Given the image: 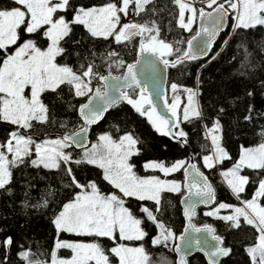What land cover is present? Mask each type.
<instances>
[{
	"label": "snow or ice",
	"instance_id": "1",
	"mask_svg": "<svg viewBox=\"0 0 264 264\" xmlns=\"http://www.w3.org/2000/svg\"><path fill=\"white\" fill-rule=\"evenodd\" d=\"M172 2L177 8L178 27L191 33L189 38L174 42L161 38V29L154 20H135L136 16L154 11L148 7L154 0H104L88 7L76 4L75 0H10L9 6H0V122L15 126L0 142V190L10 191L12 169L21 165L62 170L67 179L64 187L70 190L67 202L52 218L56 238L47 264H150L142 243L136 246L123 243L142 242L146 238L156 247L167 249L171 245V250L179 254V264H188L187 256L193 253H202L206 264H222L224 258L233 254V248L226 246L225 238L212 225L197 227L192 223L199 205H215L204 214L223 221L232 230L254 229L256 238L244 251L249 264H264V143L242 147L238 161L220 171L223 183L238 204L217 202L216 189L202 171V168L217 169L225 160L232 159L222 145L223 129L218 119L210 127L205 125L204 138L210 141V154L200 156L202 164L194 162L200 155L196 153L170 165L158 161L143 165L146 171H159L165 176L182 171L184 182L138 176L132 158L141 154L140 140L131 131L117 138L110 133L101 134L95 144L86 147L92 126L121 103L146 118L160 136L168 137L180 147H189V133L183 125L203 119L200 93L172 83L169 102L166 92L161 91L164 72L209 56L230 17L234 16L237 29L264 27V0ZM197 23L198 30L194 31ZM74 26H83L89 41L103 40L109 45H127L139 38L138 58L128 63L115 48L97 57L95 51L87 49L83 38H73ZM65 44L85 48L88 54L74 50L70 54L77 57L75 65L58 63V58L68 51ZM218 55L219 52L211 55L209 62ZM114 68L123 71L114 75ZM181 92L186 93L182 110ZM45 93L55 94L59 99H63V94L80 98L78 106H70L78 112L82 123L56 139L37 142L33 139L36 126L50 123ZM251 119V115L245 116V120ZM59 126L68 128L67 123ZM202 147L209 150V145ZM75 148L84 149L78 158L73 155ZM81 165L102 170L103 181L116 191L104 193L95 181L82 183L75 174V168ZM244 169L252 170L258 178L252 180L249 175H242ZM250 185L254 189L249 198L243 194ZM166 192L182 195L186 192L182 203L188 227L181 235L157 215ZM129 198L151 201L152 205H142L139 211L143 216L138 218L128 206ZM44 205L47 206V201ZM145 221L151 222L158 233L149 236ZM62 233L94 239L88 243L73 242L60 239ZM103 240L112 241L113 246L105 249ZM13 244L10 236L0 241V249L5 253L0 264H6ZM61 249L70 250L71 256L60 258ZM18 255L26 264H33L27 250ZM160 264H168L167 259L163 258Z\"/></svg>",
	"mask_w": 264,
	"mask_h": 264
},
{
	"label": "trees",
	"instance_id": "2",
	"mask_svg": "<svg viewBox=\"0 0 264 264\" xmlns=\"http://www.w3.org/2000/svg\"><path fill=\"white\" fill-rule=\"evenodd\" d=\"M104 0H75L76 4L86 7L102 4ZM10 0H0V6L7 7ZM154 11L141 16H136L137 22L144 20L155 21L161 29V38L168 42L179 39H187L191 33L180 29L175 18L177 8L172 0H154L148 6ZM127 20L128 18H122ZM235 18L230 17L229 26L220 33L211 53L206 58L189 61L179 65L177 68H168L167 96L169 102L173 95L171 84L177 83L184 88L198 90V97L203 119L185 124L183 127L189 133L190 146L183 148L178 146L168 137L160 136L146 121V118L138 116L126 103H121L113 107L100 124L92 129L91 139L94 140L97 133L105 131L117 138L127 131H131L140 140L141 154L134 156L135 171L140 175L150 174V170L144 169L147 161H160L170 165L180 159H185L199 153L196 157L198 165L202 164L200 156L210 154V141L204 138L205 125L209 127L215 120H219L223 129L222 145L231 160H225L223 165L217 169L202 170L209 176L216 189L217 202L238 204L231 195L226 185L222 181L219 171L230 168L238 161L242 147L253 146L264 142V27L258 26L255 29H237L234 26ZM197 30V24L193 26ZM74 39L83 38V43L87 49L96 52L97 57L110 48L119 51L120 56L128 63L136 59L138 52V41L136 38L127 45H109L107 41H89L85 36L83 26H74ZM227 40V44L224 41ZM68 50L64 57L58 58V63L75 65L77 57L75 51L87 55V49L78 48L72 44L64 45ZM219 52L215 60L209 62V58L214 53ZM100 63V60H97ZM203 65V67H201ZM107 74V69H102ZM123 70L113 69L114 75H120ZM95 85V81L93 82ZM249 92L252 93L249 96ZM181 96V110L186 103V93H179ZM47 97L44 102L49 106L50 123L37 125L38 130L34 131L33 139L39 142L46 137H60L66 131H72L82 123L79 114L70 105L78 106L80 98H72L63 94V99H59L55 94L45 93ZM251 108V112L249 109ZM223 109V112H220ZM246 115H251V120H245ZM35 123V122H34ZM61 123H67L68 128H61ZM15 126L0 122V142L4 141L10 130ZM202 145H209V150H205ZM82 150L74 149L73 155L77 158L82 154ZM34 158V157H33ZM12 182L9 185L10 191L0 190V241L5 237H11L13 246L7 253L6 264H26L18 255V252L27 250L33 260L44 261L45 264L50 259L53 251V243L56 233L52 224L54 213L57 212L63 203L67 202L69 189L64 187L67 179L62 170H49L44 168H34L30 165H21L12 169ZM243 174L249 175L252 180L258 177L253 175L252 170L244 169ZM75 174L82 183L95 181L101 191L108 193L116 191L102 179V170L91 166L81 165L75 168ZM168 178H173L183 182L184 176L181 172L171 174ZM254 185H250L246 197H251ZM161 202V212L157 213L159 219L165 223L177 235L183 231L185 219L181 205L182 194L164 193ZM47 201V206L44 202ZM142 205L151 206V201H136L129 198L128 206L133 213L142 217L139 211ZM215 207V205L213 206ZM210 208L200 207L194 217L197 226L211 224L217 229V234L225 238L226 246L233 248V254L228 257L223 264H249V258L245 254V247L252 244L256 238L255 230L250 227L232 230L223 221L214 217L206 216L204 213ZM146 231L149 236L158 233V229L148 221H145ZM62 237H75L71 234H60ZM87 239H94L86 237ZM105 249L113 246L112 241H102ZM133 244L136 242H132ZM142 243L149 251L150 264H160L163 258L168 264H176L175 253L169 248L156 247L150 244L146 238ZM69 253V250L59 251ZM4 250L0 249V261L4 259ZM189 264H206L204 257L197 253L189 258Z\"/></svg>",
	"mask_w": 264,
	"mask_h": 264
},
{
	"label": "rangeland",
	"instance_id": "3",
	"mask_svg": "<svg viewBox=\"0 0 264 264\" xmlns=\"http://www.w3.org/2000/svg\"><path fill=\"white\" fill-rule=\"evenodd\" d=\"M234 26H235V21H234ZM104 133H107V132H105V131H100V132H98L97 133V136H96V138L94 139V140H92L91 141V144H90V146L88 147V148H90L91 147V145L92 144H95L96 142H97V139H98V137H99V135H101V134H104ZM56 138H58V137H46V138H44V139H42V140H46V139H56ZM113 138H115V137H113ZM261 143H264V142H261ZM261 143H258V144H256V145H253V146H248V147H245V148H249V147H256V146H258L259 144H261ZM82 151H84V149H81ZM83 153V152H82ZM9 158H11V157H9ZM158 162H160V161H158ZM231 168V167H230ZM227 169H229V168H227ZM226 170V169H225ZM151 172H150V174H148V175H140V174H137L138 176H140V177H142V178H150V177H152V176H157V177H159L160 179H167V180H176V179H173V178H168L169 176H165L163 173H160L159 171H154V170H150ZM220 171H223V170H220ZM220 171H219V173H220ZM242 175H245V174H243V173H241ZM177 181H179V180H177ZM181 182V181H180ZM211 210V209H210ZM210 210H208V211H210ZM134 214V213H133ZM222 214H225V213H223L222 212ZM135 215V214H134ZM138 217V216H137ZM138 218H140V217H138ZM61 239H64V240H69V241H73V242H84V243H88V242H92L93 240L92 239H87L85 236H81V237H77V236H75V237H62ZM123 243H127V244H129L130 246H136V245H138V244H140L139 242H136V243H132V242H123ZM145 250H146V252L148 253V255L150 256V254H149V251L147 250V248H145ZM60 251V250H59ZM58 256L60 257V258H69L70 256H71V252H70V250H69V253L67 254L66 252H62V254L60 253V252H58ZM113 259H115V258H113Z\"/></svg>",
	"mask_w": 264,
	"mask_h": 264
},
{
	"label": "water",
	"instance_id": "4",
	"mask_svg": "<svg viewBox=\"0 0 264 264\" xmlns=\"http://www.w3.org/2000/svg\"><path fill=\"white\" fill-rule=\"evenodd\" d=\"M230 19V18H229ZM198 26H199V24L197 23V30H198ZM229 26V20H228V22H227V26H226V28ZM225 28V29H226ZM223 32V31H222ZM220 35V34H219ZM219 37V36H218ZM138 53V52H137ZM136 58H138V55H136ZM204 58H206V57H204ZM134 62V61H133ZM162 67V66H161ZM161 85H162V88H161V91H164V92H166V94H167V86H168V69L164 72V74H163V76H162V79H161ZM98 86V85H97ZM157 103L158 104H162V101H157ZM111 110V109H110ZM109 110V111H110ZM108 111V112H109ZM107 112V113H108ZM107 113L105 114V116L107 115ZM105 116H104V118H105ZM104 118L100 121V122H102L103 120H104ZM100 122L98 123V124H100ZM98 124H96V125H98ZM96 125H93L92 126V129H93V127L94 126H96ZM92 129L90 130V132L88 133V135H87V145H86V147H89L90 146V144H91V141H92V139H91V134H92ZM76 149H78V150H81L82 148H76ZM194 162H197L196 160L194 161ZM203 171V170H202ZM206 174V173H205ZM207 175V174H206ZM185 181V177H184V180H183V182ZM211 181V180H210ZM213 184V183H212ZM183 195H186V192L183 194ZM183 195H182V197H181V205H182V210H183V203H182V200H183ZM216 200H217V196H216ZM214 205H212V206H205V205H199L198 207H197V209L198 208H200V207H205V208H210V207H213ZM197 209H196V211H197ZM183 216H184V214H183ZM195 217V216H194ZM184 219H185V225H184V228H183V231L180 233V234H178V235H181V234H183V232H184V229L185 228H187L188 227V221H187V218L184 216ZM193 220H194V218H193ZM192 223L193 224H195L194 223V221H192ZM211 225V224H210ZM197 226V225H196ZM203 225H200V226H197V227H202ZM195 254H197V253H193V254H191V255H189V256H187V261H188V264H189V258L191 257V256H193V255H195ZM199 254H201L203 257H204V255L202 254V253H199ZM175 256H176V264H179V254L178 253H175ZM228 258V257H227ZM227 258H224V260H223V262L227 259ZM204 259H205V261H206V258L204 257ZM223 262H222V264H223Z\"/></svg>",
	"mask_w": 264,
	"mask_h": 264
},
{
	"label": "flooded vegetation",
	"instance_id": "5",
	"mask_svg": "<svg viewBox=\"0 0 264 264\" xmlns=\"http://www.w3.org/2000/svg\"><path fill=\"white\" fill-rule=\"evenodd\" d=\"M194 256V255H193ZM192 257V256H191Z\"/></svg>",
	"mask_w": 264,
	"mask_h": 264
}]
</instances>
